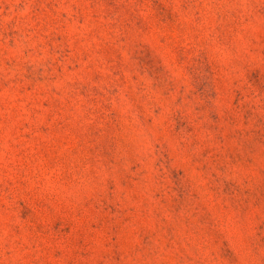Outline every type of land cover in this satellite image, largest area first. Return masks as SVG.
Returning a JSON list of instances; mask_svg holds the SVG:
<instances>
[{"label":"rangeland","instance_id":"rangeland-1","mask_svg":"<svg viewBox=\"0 0 264 264\" xmlns=\"http://www.w3.org/2000/svg\"><path fill=\"white\" fill-rule=\"evenodd\" d=\"M0 264H264V0H0Z\"/></svg>","mask_w":264,"mask_h":264}]
</instances>
